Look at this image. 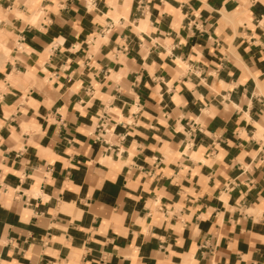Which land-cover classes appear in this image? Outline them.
I'll list each match as a JSON object with an SVG mask.
<instances>
[{"label":"crops","instance_id":"crops-1","mask_svg":"<svg viewBox=\"0 0 264 264\" xmlns=\"http://www.w3.org/2000/svg\"><path fill=\"white\" fill-rule=\"evenodd\" d=\"M0 264H264V0H0Z\"/></svg>","mask_w":264,"mask_h":264},{"label":"bare ground","instance_id":"bare-ground-1","mask_svg":"<svg viewBox=\"0 0 264 264\" xmlns=\"http://www.w3.org/2000/svg\"><path fill=\"white\" fill-rule=\"evenodd\" d=\"M13 10H15V9H13ZM41 10H42V9H41ZM40 12H41V11L38 10V13H35V11H34V13H32V14H38V15L40 14V15H41L43 12H42V13H40ZM31 16H32V15H31Z\"/></svg>","mask_w":264,"mask_h":264},{"label":"rangeland","instance_id":"rangeland-1","mask_svg":"<svg viewBox=\"0 0 264 264\" xmlns=\"http://www.w3.org/2000/svg\"><path fill=\"white\" fill-rule=\"evenodd\" d=\"M5 54H6V55H8V52H7V51H5Z\"/></svg>","mask_w":264,"mask_h":264}]
</instances>
